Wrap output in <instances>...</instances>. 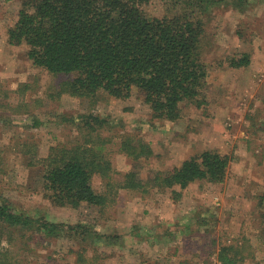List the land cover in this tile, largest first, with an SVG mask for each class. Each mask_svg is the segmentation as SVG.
<instances>
[{
	"label": "rangeland",
	"instance_id": "1",
	"mask_svg": "<svg viewBox=\"0 0 264 264\" xmlns=\"http://www.w3.org/2000/svg\"><path fill=\"white\" fill-rule=\"evenodd\" d=\"M22 1L0 0V192L28 214L95 224L111 236L79 240L65 235L44 245L29 234L19 236L10 247L21 264H74L69 249L87 243L96 248L88 252L97 259L91 264H222L218 247L230 242L241 248L243 264H264L259 198L264 191V0L221 3L205 13L204 60L213 65L228 52L249 51L251 63L211 66V100L200 107L184 104L172 121L153 117L136 92L127 98L103 91L89 98L58 93L62 77L32 65L22 45L7 42L6 30ZM148 9L155 15L163 11L157 0ZM20 82L29 84L22 98L14 91ZM89 112L105 119L90 122L109 139L104 152L115 184L131 169L147 181L205 149L232 156L227 176L220 183L194 182L179 195L153 186L119 189L102 213L95 207L54 205L43 196L40 158L51 146L85 138L89 123L81 135L71 119ZM122 134L149 142L153 154L134 161L119 150ZM105 181L98 175L93 179L100 189Z\"/></svg>",
	"mask_w": 264,
	"mask_h": 264
},
{
	"label": "trees",
	"instance_id": "2",
	"mask_svg": "<svg viewBox=\"0 0 264 264\" xmlns=\"http://www.w3.org/2000/svg\"><path fill=\"white\" fill-rule=\"evenodd\" d=\"M151 1L23 0L6 30L7 42L22 45L32 65L62 77L58 93L89 98L103 91L127 98L136 92L149 105L153 117L176 120L184 104L200 107L211 100V66L240 68L251 63L249 51L228 52L213 65L202 56L207 36L205 13L221 3L239 5L251 0H157L163 8L161 15L148 9ZM28 87L27 82H20L14 91L22 98ZM99 117L89 112L79 114L78 120L71 119L81 135L89 123L86 137L81 141L76 137L70 146H51L40 158L44 165L43 196L52 204L95 207L102 213L108 202L115 201L119 189L144 191L153 186L179 195L194 182L220 183L227 176L232 156L205 149L168 171H156L147 181L131 169L115 184L110 181L112 161L104 152L109 139L102 138V132L90 122L102 124L105 119ZM121 137L119 150L134 161L153 154L150 143L141 137ZM95 175L108 180L101 182L102 189L94 185ZM259 198L264 230V191ZM92 226L28 214L12 206L0 192V264H21L10 247L19 236L29 234V239L42 245L65 235L79 240L111 236ZM90 247L87 243L69 249L75 256L74 264L97 261L88 254L90 249L96 251L95 246ZM240 249L236 243H220L217 255L222 264H243Z\"/></svg>",
	"mask_w": 264,
	"mask_h": 264
},
{
	"label": "built area",
	"instance_id": "3",
	"mask_svg": "<svg viewBox=\"0 0 264 264\" xmlns=\"http://www.w3.org/2000/svg\"><path fill=\"white\" fill-rule=\"evenodd\" d=\"M218 264H220V263H218Z\"/></svg>",
	"mask_w": 264,
	"mask_h": 264
},
{
	"label": "crops",
	"instance_id": "4",
	"mask_svg": "<svg viewBox=\"0 0 264 264\" xmlns=\"http://www.w3.org/2000/svg\"><path fill=\"white\" fill-rule=\"evenodd\" d=\"M224 102V101H223ZM226 102V101H225Z\"/></svg>",
	"mask_w": 264,
	"mask_h": 264
}]
</instances>
